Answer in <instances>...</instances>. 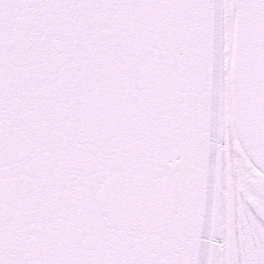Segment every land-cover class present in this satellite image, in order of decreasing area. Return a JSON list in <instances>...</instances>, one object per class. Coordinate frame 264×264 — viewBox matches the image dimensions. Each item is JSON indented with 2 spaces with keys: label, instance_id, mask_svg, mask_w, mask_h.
<instances>
[{
  "label": "snow or ice",
  "instance_id": "1",
  "mask_svg": "<svg viewBox=\"0 0 264 264\" xmlns=\"http://www.w3.org/2000/svg\"><path fill=\"white\" fill-rule=\"evenodd\" d=\"M0 264H264V0H0Z\"/></svg>",
  "mask_w": 264,
  "mask_h": 264
}]
</instances>
